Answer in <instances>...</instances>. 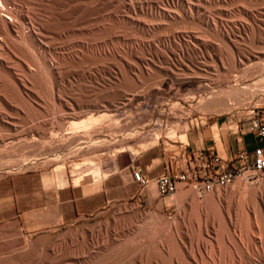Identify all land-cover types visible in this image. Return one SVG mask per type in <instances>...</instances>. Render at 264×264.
<instances>
[{
	"label": "rangeland",
	"instance_id": "rangeland-1",
	"mask_svg": "<svg viewBox=\"0 0 264 264\" xmlns=\"http://www.w3.org/2000/svg\"><path fill=\"white\" fill-rule=\"evenodd\" d=\"M13 9L47 25L40 43L27 25L11 33L0 67V264H264V172L201 197L183 183L164 205L153 181L146 202L131 179L145 158L184 157L188 130L212 125L218 140L221 123L235 128L264 106V92H246L264 76V0H17ZM233 88L246 91L238 99ZM222 93L231 110L203 107ZM81 122L89 134L71 130ZM100 137L106 145L86 147ZM143 173L152 179L151 166ZM63 188L75 200L57 221L24 223V196L55 209Z\"/></svg>",
	"mask_w": 264,
	"mask_h": 264
},
{
	"label": "built area",
	"instance_id": "built-area-1",
	"mask_svg": "<svg viewBox=\"0 0 264 264\" xmlns=\"http://www.w3.org/2000/svg\"><path fill=\"white\" fill-rule=\"evenodd\" d=\"M243 120L241 118L238 120L240 123H246L242 126L243 131L264 137L263 105L252 107ZM234 161L235 165L227 167L217 153L200 149L193 154H184V168L166 170L149 179L141 168L134 167L131 179L140 189L146 188L153 181L155 190L161 198L171 197L180 183L190 185L199 197L216 188L232 185L238 177L248 185H255L259 183L264 172V145L256 146L251 152L244 148L239 149ZM215 164H218V168L213 169Z\"/></svg>",
	"mask_w": 264,
	"mask_h": 264
},
{
	"label": "crops",
	"instance_id": "crops-1",
	"mask_svg": "<svg viewBox=\"0 0 264 264\" xmlns=\"http://www.w3.org/2000/svg\"><path fill=\"white\" fill-rule=\"evenodd\" d=\"M239 118L236 121L235 128H223L224 122L221 123L220 127L218 128V140L215 138V136L212 134L211 128L212 125L209 127L198 129L193 128V131L190 132L188 130L185 133L186 142L183 143L181 146L182 153L180 151L181 155H184L187 151H197V150H204L209 151L211 150L214 153H217L222 159L223 162L227 167H232L235 165V157L237 154V151L241 148L246 149L248 152H251L256 146L258 145H264V137L257 136L256 134L252 132H245L242 129V126L246 125L245 122L240 123ZM216 126H218V121L214 123ZM174 157V156H171ZM163 157H148L142 160L140 163L136 165V167H139L142 169V171H146L149 166L152 167L153 170V178L158 176L160 173L166 171V170H175V169H181L185 167L184 163V157L181 159H178L176 163L172 164V162H167L166 160L162 159ZM147 159L149 162L147 163ZM165 163V164H163ZM218 168V164H215L213 166V169ZM183 183L178 184V188L176 191H178L180 188H182ZM150 188L148 186L144 189L146 193L143 194V200L144 201H150L152 202L154 199H152ZM72 190H67L65 188L59 190L57 192V203H54L52 205H56L54 208H47L44 203H41L40 200L35 196L34 193L33 196V203L31 202H25V198H30V192L27 194V196L23 197L22 203L19 204L20 209L22 210V213H25L23 216V221L27 225H43V224H52L55 221L58 220L57 214L60 210L61 204L65 202H73L75 200V197L71 196L70 194ZM156 197H159V195L156 192ZM159 201L162 202V205H164V200L161 198ZM46 207V208H45ZM45 208V209H44ZM40 212H31L32 210H37ZM42 212H49L52 217L49 220H43L39 219L36 220L35 223H31L27 221L26 217H31L32 215L40 214ZM69 216L68 213H64L60 211L59 219L63 220L64 217Z\"/></svg>",
	"mask_w": 264,
	"mask_h": 264
},
{
	"label": "bare ground",
	"instance_id": "bare-ground-1",
	"mask_svg": "<svg viewBox=\"0 0 264 264\" xmlns=\"http://www.w3.org/2000/svg\"><path fill=\"white\" fill-rule=\"evenodd\" d=\"M15 1H17V0H0V67L1 66H6V61L5 60H7V61H9L10 62V60H8V58H9V55H8V57H6V55L7 54H9V53H7V52H9V48L11 47H9V42H10V35H11V33L13 34V32L15 33V32H17L18 30H20L21 28H24V27H22L23 25H27V30L25 31V32H23V33H25V36H26V38H28L30 41H32V42H36V43H40L41 42V39H43V37H46V36H44V32H45V26L47 25L46 23V25L44 26L43 24H41V23H38L36 20V18H34L35 20H33L32 18H33V16H30L31 18H29L27 15H28V13L26 14V16L25 15H21L18 11H17V9H13V6H14V2ZM19 3V2H18ZM31 5V4H30ZM102 7V6H101ZM125 7V6H124ZM41 9V8H40ZM43 9V8H42ZM29 11V10H28ZM34 12V11H33ZM37 13V12H36ZM54 13V12H53ZM52 14V13H51ZM49 17V16H48ZM41 19V18H40ZM42 20V19H41ZM40 22H42V21H40ZM50 26V25H49ZM109 27V26H108ZM26 29V28H25ZM24 30V29H23ZM21 33V32H20ZM84 41V40H83ZM42 42H43V40H42ZM58 44V43H57ZM188 53V52H187ZM101 54V53H100ZM246 55V54H245ZM10 64V63H9ZM8 63H7V65H9ZM259 65V64H258ZM257 65V66H258ZM256 66V67H257ZM139 67V66H138ZM42 68V67H41ZM258 68V67H257ZM256 68V69H257ZM259 69H261V70H263L264 69V62L260 65V67H259ZM141 71V70H140ZM252 71V70H251ZM259 71V70H258ZM260 72V71H259ZM254 75V74H253ZM58 87H59V85H58ZM234 89V88H233ZM243 89V88H242ZM242 89H240V91H239V89H238V91L236 90L235 91V89H234V91L233 92H229V93H231L230 94V96L231 97H235V98H238L239 99V97H240V95H241V92H243L242 91ZM246 88H244L243 90H245ZM247 90V91H246ZM245 91L248 93H259V92H264V76L261 78V79H258L257 80V82L255 83V86L254 87H249V88H247ZM244 91V92H245ZM221 92V91H220ZM227 92V91H226ZM13 94V93H12ZM219 94V93H218ZM229 95H228V93L226 94V93H222L221 95H218V96H210V98H206L205 100L206 101H204L203 100V107L205 108V109H211V108H213V107H220L221 109H220V111H229V110H231L232 108H233V105H235V104H227L228 102V100H227V97H228ZM229 96V98H231ZM209 97V96H208ZM204 99V98H203ZM235 100H237V99H235ZM242 100V99H241ZM200 103H202V102H200ZM235 103V102H234ZM99 107V106H98ZM201 107V106H200ZM203 108V109H204ZM74 111H75V109H74ZM214 111V110H213ZM219 111V112H220ZM217 112V111H216ZM220 113H222V112H220ZM89 122H90V120H89ZM92 122V121H91ZM93 123V122H92ZM95 123V122H94ZM94 123L93 124H91L92 126H94ZM87 124H89L88 122H81V123H73L72 124V128H71V130H80L81 131V129L80 128H82V127H85V128H82V131H85L87 134H89V132H90V130H88V128L89 127H91L90 125H89V127H88V125ZM63 125V124H62ZM71 127V126H70ZM71 130H69V131H71ZM100 138H102V137H100ZM96 139V141L95 142H90V143H87L86 144V147H88V148H94V147H97V146H104V145H106L107 144V140L105 139V138H102V139ZM79 149V148H78ZM84 149V148H83ZM72 151H74V153H75V150H72ZM72 153V152H71ZM71 155V154H70ZM59 157V156H58ZM48 158V157H47ZM52 159H53V157H51ZM55 158V157H54ZM36 159V158H35ZM50 159V158H49ZM51 159V160H52ZM61 159H63V158H61ZM55 161L57 160L56 158L54 159ZM59 160V159H58ZM46 161V160H45ZM50 161V160H49ZM47 162V161H46ZM53 162V161H52ZM25 163V162H24ZM23 163V167L21 166V165H19L18 166V169H22V168H25V167H27V165H28V163H25L24 164ZM33 164H35V163H33ZM5 165H8V164H5ZM1 166H3V165H1ZM12 165H10V167H5V166H3V167H5V168H1L2 170L3 169H5V171H11V169H14L15 168V166H14V168H12L11 167ZM21 166V167H20ZM20 167V168H19ZM17 168V167H16ZM9 171V172H10ZM239 178V177H238ZM237 178V179H238ZM236 179V180H237ZM236 180L234 181V183L236 182ZM243 180H242V178L241 179H239V181H237V184H241V182H242ZM239 186V185H238ZM243 187V186H242ZM245 188V187H244ZM246 189V188H245ZM244 189V190H245ZM248 189V188H247ZM245 192V191H244ZM255 194V193H254ZM30 253V252H29ZM91 253V252H90ZM84 254V253H83ZM87 255V254H86ZM78 256V255H77ZM65 259V258H64ZM57 261V260H56ZM58 262H60V260L58 261ZM57 262V263H58ZM51 263V262H50ZM55 263V262H54ZM56 263V264H57Z\"/></svg>",
	"mask_w": 264,
	"mask_h": 264
}]
</instances>
